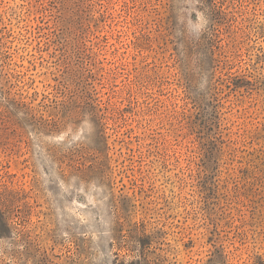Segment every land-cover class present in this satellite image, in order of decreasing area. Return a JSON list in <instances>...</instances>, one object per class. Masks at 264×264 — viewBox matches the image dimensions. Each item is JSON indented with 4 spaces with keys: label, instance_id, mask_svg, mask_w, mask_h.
I'll use <instances>...</instances> for the list:
<instances>
[{
    "label": "rangeland",
    "instance_id": "1",
    "mask_svg": "<svg viewBox=\"0 0 264 264\" xmlns=\"http://www.w3.org/2000/svg\"><path fill=\"white\" fill-rule=\"evenodd\" d=\"M0 264H264V0H0Z\"/></svg>",
    "mask_w": 264,
    "mask_h": 264
}]
</instances>
